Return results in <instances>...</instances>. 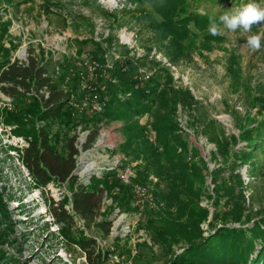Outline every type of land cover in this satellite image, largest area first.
<instances>
[{
  "label": "rangeland",
  "instance_id": "obj_1",
  "mask_svg": "<svg viewBox=\"0 0 264 264\" xmlns=\"http://www.w3.org/2000/svg\"><path fill=\"white\" fill-rule=\"evenodd\" d=\"M198 1V11L204 15L210 10L209 15L217 20L224 12L248 3L264 8V0H211L214 4L210 0ZM154 19L157 23L162 21L143 0H0V20L11 22L8 35L1 42L11 49L8 61L21 64L37 58L53 79L64 74L66 82L60 90L73 93L77 103H85L88 86H100L107 105L112 99L106 81L90 80V73H95L90 70L94 61L102 65L101 71H106L107 62L114 66L133 63L139 69L138 76L148 74L149 81L154 78L151 86H158V91L163 89L169 95L170 91L182 92L180 97L187 104L176 106L172 123L179 131H190H178L187 146V159L203 162V179L195 182V188L201 191L198 204L209 212L200 224L204 238L223 225L240 228L228 216L237 202L242 203L244 215L251 216L252 225L264 212V166L256 171L258 161L243 160L241 153L249 150V145L242 134L245 130L264 131V39L260 50L244 44L247 35L264 33V25H254L247 34L225 30L222 36L209 34V24L202 28L191 25L192 33L182 42L184 53L178 59L168 54L170 40L163 39L152 28ZM97 48L99 59L92 57ZM5 56L0 54V63ZM24 107L4 94L0 84V264H90V260L97 264H169L173 257L187 250L186 243L175 244L172 249L158 243L147 226L149 211L156 208L136 199L133 187L130 188L134 199L122 206L115 198L117 192L109 194L101 186L96 194L101 206L93 224L73 212L74 189L88 186L94 178L108 175L123 186L117 172H108L123 155L118 149L123 140L121 123L103 116L100 122L94 116L76 120L69 128L70 137H77L75 147L79 150L74 156L72 179L63 184L53 180L41 187L36 186L32 172L21 159L30 138L14 133L16 123L6 125L7 113L20 116ZM31 118L26 117L25 122L29 123ZM59 119L35 120L34 124L37 130L50 129L51 136L59 133L62 137L68 128ZM139 119L154 140L152 114ZM88 129H98V136L91 148L84 149ZM257 134L258 131L253 132L254 138ZM52 139L56 154H61V138L56 144ZM199 139H206L211 148L200 144ZM262 164L260 160L259 165ZM121 165L123 169H136L139 164L125 157ZM135 172L136 183L138 169ZM216 177L230 181L234 193L218 195ZM156 179L150 177L147 185L142 184L150 188L153 196L159 184ZM161 189H165L163 182ZM62 204L67 214L61 216L65 221L60 223L53 211ZM214 213L219 218L213 221ZM103 221L111 223L108 234L97 226ZM128 225L130 233L126 234ZM61 228L65 233L70 231L75 239L93 240V246L83 250L60 236ZM256 249L255 255L259 245ZM111 255L117 256V260Z\"/></svg>",
  "mask_w": 264,
  "mask_h": 264
},
{
  "label": "trees",
  "instance_id": "obj_2",
  "mask_svg": "<svg viewBox=\"0 0 264 264\" xmlns=\"http://www.w3.org/2000/svg\"><path fill=\"white\" fill-rule=\"evenodd\" d=\"M143 1L147 2L154 13L161 18L160 23H157L156 19L151 21L152 28L163 39L170 40L168 54L172 58L181 59L180 57L183 56L184 49L181 44L188 34L192 33L189 26L205 27L212 18L209 15L210 10L204 15L198 11V0ZM210 2L215 3L211 0ZM0 23V54L6 55L5 61L0 63L1 90L12 98L17 106H25L20 116L7 113L6 125L16 123L18 128L14 133L30 138L29 147L24 150L21 159L32 172L36 186L44 187L53 180L63 184L72 179L75 168L74 156L79 153L75 147L77 137H70L72 129L69 128L76 120L90 116L89 110L85 108L79 112L70 104L73 93L60 90L66 82L64 74L57 80L53 79L37 58L21 64L18 61H8L7 57L11 49L6 48L1 42L8 35L11 22L0 20ZM99 49L94 52L93 58H100ZM125 64L121 66L116 64L113 70L108 72L107 78L99 79L107 82L112 99L108 105L106 104L102 114L93 116L99 122L103 116L108 121H118L122 124L120 132L123 140L118 149L130 159V162H138L136 169L139 176L136 183L147 185L146 182L150 177H155L159 181L154 188L157 207L156 210L149 211L147 226L153 231L158 243L167 249H172L179 243L188 245L187 250L173 257L169 264H264V212L258 222L255 221L250 225L251 216L244 215L242 203L237 202L232 205V211L228 216L232 217L235 223H239L240 228L223 225L215 234L204 238L200 224L208 218L209 212L198 204L197 199L201 191L195 188V182L203 179V162H190L187 159V146L178 134L179 129L174 128L172 123L176 106L179 103L184 105L187 103L180 97L182 92L170 91L169 95L167 91L163 92V89L158 91V86L157 88L151 86L154 78L144 85L139 84L137 79L139 69L133 63ZM97 74L101 73L97 72ZM44 87L49 92L47 99L39 95ZM127 95L130 97L123 101L122 99ZM144 114H152L154 118L152 124L154 140L149 137L147 127L139 122V118ZM26 117H32L29 123L25 122ZM57 118H60L61 124L68 128L62 137L59 133H55L54 137L51 136L50 129L37 130L35 127V120L56 121ZM254 131H258L255 138ZM254 131L243 132L242 138L248 142L249 150L241 154L244 161H258L255 166L256 171H260L264 166V131L262 129ZM88 132H90L89 139L84 149L91 148L98 136V129H88ZM52 138L55 144L59 143L61 138L62 152L59 155L56 154V145H52ZM260 160L262 165H259ZM215 180L218 195L234 193L235 188H231L230 181L221 177H216ZM161 182L165 183V189H161ZM101 186H105L109 194L110 192L114 194L113 191L117 192L115 198L121 201L122 206L130 204L132 198L134 199L131 186H119L115 183V179L108 175L102 179L94 178L88 186L81 185L77 190L73 186V212L89 224L95 223L99 214L101 202L96 194L100 192ZM64 205L53 211V216L60 223L65 221L61 216L67 214ZM218 218V214L214 213L213 221ZM247 225L249 226L244 228ZM97 226L108 234L111 223L103 221ZM60 236L70 239L85 251L94 243L93 240L83 237L75 239L70 231L65 233L63 228L60 230ZM258 245L260 249L255 255ZM90 264L97 263L90 260Z\"/></svg>",
  "mask_w": 264,
  "mask_h": 264
},
{
  "label": "built area",
  "instance_id": "obj_3",
  "mask_svg": "<svg viewBox=\"0 0 264 264\" xmlns=\"http://www.w3.org/2000/svg\"><path fill=\"white\" fill-rule=\"evenodd\" d=\"M107 63L105 66L106 71L105 70L101 71L103 68L102 65H100L96 61L92 62L90 70H91V72H95V73H90L91 79L90 78L89 79L92 80V79L98 78V80H99L100 78L101 79L107 78L109 76L107 71L108 70L111 71L114 68L113 63H109V64H107ZM97 72L101 73V74H97ZM137 79H138L139 84L144 85L147 82H149L150 76L148 74H142V75H139L137 77ZM112 82H115V81H112ZM86 89L88 91V95L84 99V101H85L84 104L77 103L74 96H72L70 104L72 105V107L77 109L79 112H82L85 108H88V110H89L88 113L90 114V116L102 114L105 107H106V99L102 98V96L100 94V86H98V85L95 87L88 86V87H86ZM40 93H41V95L44 96L45 99H47L49 97V92H48V89L46 87H44ZM78 129H82V127H79ZM179 132L182 134L183 133H190L189 129H181ZM199 142H200V144L206 145V147L209 146V148H211V145L207 143L206 139L205 140L199 139ZM124 160H125V157L122 155L120 157V161L114 163L112 165V167L108 170V172L109 171L117 172V174H118L117 177H118L120 183H122L125 186L133 187V191H134V195H135L136 199H138L140 202L144 203L145 205H148V204L151 205V207H150L151 209L156 208L157 204L154 200L155 197L153 196V193L150 190V188H148V187H146L140 183L134 182L135 178L137 177V174L135 172L136 169L135 168L130 169L129 167L125 168V169L122 168L121 162ZM118 168H120V170H118ZM154 178L155 177H152V179H154ZM127 228L128 229H126L125 231H126V234H129L130 233V225H128ZM112 257L114 260L115 259L117 260V256L111 255V258Z\"/></svg>",
  "mask_w": 264,
  "mask_h": 264
},
{
  "label": "clouds",
  "instance_id": "obj_4",
  "mask_svg": "<svg viewBox=\"0 0 264 264\" xmlns=\"http://www.w3.org/2000/svg\"><path fill=\"white\" fill-rule=\"evenodd\" d=\"M254 25H264V8L256 3H248L234 11H226L215 18L209 19L208 32L212 36H222L225 30L236 32L237 30L247 34ZM264 33L247 35L244 46L252 50H260Z\"/></svg>",
  "mask_w": 264,
  "mask_h": 264
},
{
  "label": "bare ground",
  "instance_id": "obj_5",
  "mask_svg": "<svg viewBox=\"0 0 264 264\" xmlns=\"http://www.w3.org/2000/svg\"><path fill=\"white\" fill-rule=\"evenodd\" d=\"M111 2H112V1H111ZM111 2H110V3H111Z\"/></svg>",
  "mask_w": 264,
  "mask_h": 264
}]
</instances>
